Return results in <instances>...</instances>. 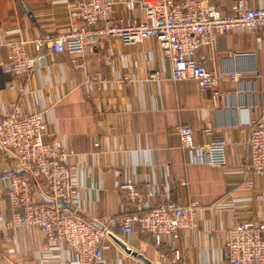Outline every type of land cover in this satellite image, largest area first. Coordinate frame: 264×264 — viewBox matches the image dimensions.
<instances>
[{"label":"crops","instance_id":"crops-1","mask_svg":"<svg viewBox=\"0 0 264 264\" xmlns=\"http://www.w3.org/2000/svg\"><path fill=\"white\" fill-rule=\"evenodd\" d=\"M74 1L0 0V62L7 59L11 41L21 39L29 53H36L35 41L43 39L46 63L18 80L15 90L8 88L12 74L0 68V119L7 103L15 100L23 113L44 112L48 130L58 134L77 167L82 201L71 210L90 221L148 211L164 195L179 205L191 198L199 201L197 226L181 237L179 260L170 252L162 255L167 249L149 233L116 228L104 241V264H226L228 229L239 220L264 221V199L257 197L264 195V178L254 176L252 189L244 184L245 166L251 163L250 121L261 117L264 102V32L229 30L200 48L196 58L209 70L240 74L238 79L219 81L215 100L212 89L200 88L193 79L174 80L171 62L153 38L125 45L118 36L100 33L81 53H55L53 38L85 26L69 13ZM208 1L223 11L234 2ZM114 2V23L144 18L142 0ZM248 4L264 7V0H248ZM103 27L100 22L92 29L98 33ZM75 61L83 62L85 69ZM155 71L159 79L152 78ZM86 74L98 81H86ZM184 125L193 128L199 144L224 139L227 164L190 163L178 134ZM14 167L11 152L2 150L0 177ZM129 180L142 191L139 206L121 188ZM3 183L0 178V188ZM0 211L7 218L12 215L8 205ZM10 233L16 236L13 243L6 242ZM114 238L149 262L127 253ZM8 256L17 264H75L70 250L51 245L36 225L0 230V264H10Z\"/></svg>","mask_w":264,"mask_h":264},{"label":"built area","instance_id":"built-area-1","mask_svg":"<svg viewBox=\"0 0 264 264\" xmlns=\"http://www.w3.org/2000/svg\"><path fill=\"white\" fill-rule=\"evenodd\" d=\"M133 6L134 3H130V7ZM142 7L143 19L114 23L111 18L114 0H76L70 4L69 13L82 20L85 26L58 34L51 40V47L55 53H81L89 39L98 40L100 33L118 36L125 45L153 38L171 62L174 80L193 79L200 88L212 89L216 100L220 93L217 89L219 81L238 79L240 74L209 70L196 58L200 48L221 32L244 29L264 32V7H252L248 0H234L229 11L219 9L208 0H142ZM100 22L104 27L97 33L92 27ZM34 45L36 53H29L25 41L18 39L9 43L7 59L0 62V68L4 73L12 74L13 79L8 82L11 90L18 89V80L22 77L46 64L42 53L43 39H37ZM75 62L85 69L83 62ZM160 76L158 71L152 73V78L159 79ZM85 78L89 82L98 81L92 74H86ZM250 124L247 144L251 163L245 166L244 184L252 189L254 176L264 178V102L261 117ZM205 131L210 132L209 128ZM178 134L190 163L227 164L224 139L199 144L193 128L187 125L180 126ZM2 150L11 152L16 167L0 177L4 182L0 188V210H5L7 205L12 210L10 218L0 211V230L12 232L22 226H39L51 245L70 250L75 264H104V241L112 238L116 228L149 233L157 245L167 249L161 252L162 255L170 252L175 260H179L181 237L185 231L197 226L199 201L191 198L186 204L179 205L168 195L148 211L117 214L100 223L72 211L71 208L82 201L72 152L55 131L48 130L44 112L23 113L16 100L7 103L6 112L0 119V152ZM121 188L131 203L139 206L143 202L142 191L136 182L129 180ZM257 197L264 199L263 193ZM59 202L69 207H61ZM15 239L14 233L6 236L7 243H13ZM224 253L226 264H264V221L235 222L227 231ZM8 259L10 264H17L10 256Z\"/></svg>","mask_w":264,"mask_h":264},{"label":"water","instance_id":"water-1","mask_svg":"<svg viewBox=\"0 0 264 264\" xmlns=\"http://www.w3.org/2000/svg\"><path fill=\"white\" fill-rule=\"evenodd\" d=\"M59 206L61 207H69V205L63 203V202H59ZM115 242L123 249L125 250L127 253H130L138 258H140L141 260H143L144 262H149L145 256L143 254H141L139 251L134 250L133 248H130L127 244H125L123 241H121L120 239L114 238Z\"/></svg>","mask_w":264,"mask_h":264}]
</instances>
